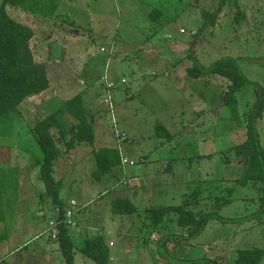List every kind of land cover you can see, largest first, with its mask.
<instances>
[{"label": "rangeland", "instance_id": "1", "mask_svg": "<svg viewBox=\"0 0 264 264\" xmlns=\"http://www.w3.org/2000/svg\"><path fill=\"white\" fill-rule=\"evenodd\" d=\"M3 1L0 0V8ZM116 1L118 6L114 0H63V7L73 15H70L71 19L82 25L80 32L84 36L80 39L84 41L66 43V51L63 47L55 49L56 55L64 62L59 68L66 69L59 72L62 82H58V91L62 92L60 100L53 108L42 106L41 103L34 105L36 99L26 100L20 107L24 119L21 128L19 126L20 134L13 137L0 136V189H3L0 261L13 264L15 261L39 258L45 263L48 256L49 264H66L59 242L51 239L48 234L41 235L50 230L51 218L58 213L47 193L40 167L34 164L35 159L41 158L43 154L31 127L83 89L89 88L94 92V105L90 101L89 106L100 105L101 101L93 114L96 140L91 145H77L70 153H64L54 165V177L61 181L60 199L68 208L71 200L78 203L72 219L77 226L70 229L72 233L78 230L84 232L89 228L96 230V234L101 235L105 241L116 244L113 248L116 259L108 264H236L238 250L264 248V214H258L264 212V183L255 181L243 186L238 182L242 164L231 152L236 144L242 143V138L232 134L242 129L245 134L248 116L256 111L258 86L264 95V0H227L222 7L221 0ZM98 8L100 10L97 11ZM128 8L130 12H126ZM220 8L217 22L205 27L204 13L212 14ZM144 9L160 10L154 25L151 22L144 24ZM6 10L13 19L33 28L37 35L34 48L41 54V60L47 63L46 49L41 43L45 41L47 19L13 5H7ZM66 19L70 18L66 16ZM131 19L135 20L134 25L138 28L159 27L158 37L165 44L160 51L166 56V69L151 61L143 63L142 58L131 57V53L128 58L116 59L122 56L121 47L129 27L127 22ZM180 29L186 33L180 34ZM193 31L199 32V35H192ZM57 33L62 35L64 32ZM169 34L170 38L173 37L171 40L168 39ZM185 38L197 40L198 44L195 48L196 42L192 45L189 43L182 53L177 44L179 39ZM113 39H117L116 47L110 45ZM103 46L108 48L109 58ZM241 52L244 56L237 62V66L250 83L237 93L235 112L224 101L230 82L214 74L206 75L199 83H195L191 100L192 97L187 94L188 86H181L185 67L196 61L202 67H209L222 56L240 55ZM88 66L92 68V73L87 85H83V80H79L85 76L81 70ZM100 73L106 79L119 81L116 82L117 96L115 92L109 98L112 106L107 103L105 106L106 99L98 95L102 87L98 78ZM121 79L127 84L123 85ZM64 81L70 82L71 87ZM64 84L70 88L65 90ZM183 98L186 100L181 102ZM196 103H202L205 108L213 105L215 109L209 117L218 130L209 147L210 155L202 159L195 157L196 153L191 148L196 149L198 140L206 138H172L169 142L166 138L153 136L158 123L164 124L173 135L179 126L188 127L194 120L191 114L189 116L184 112ZM200 121L206 119L201 118ZM257 128L260 144L264 148V112L263 118L258 120ZM123 133L135 141L132 151L127 149L129 143L125 147L124 142L118 140L117 136ZM10 138L21 140L18 142ZM114 141L125 147H121L123 153L135 159V165L125 166L129 169L123 174L116 168L98 181L93 177L97 168L94 151L110 147ZM62 149L64 151L65 147L62 146ZM154 153L173 156L176 173H158L161 168L153 161ZM143 154L150 157L149 162L143 163L144 159L139 161ZM144 175L146 186L123 183L126 178L138 181ZM119 197L134 202L138 213L114 214L112 202ZM221 197L230 201L217 209L216 205L221 203L217 198ZM187 198L192 199V210L212 212L219 218H213L205 230L193 238H188L187 233L177 226L174 216L167 218L156 230L151 227L148 216L150 208L180 205ZM196 198H199L198 203L194 202ZM255 213L257 216L253 217ZM9 228L17 229L19 235L16 241L30 237L27 240L30 241L28 246L14 256L8 253L15 246L3 236ZM152 232L157 233L154 238L157 243L159 236L170 238L159 252L156 251L159 244L155 243V257L148 253L143 244ZM37 235L39 238L35 239ZM84 241L74 239L75 264H97L79 250ZM117 250H124L125 253L122 255ZM139 252L146 254V261L133 258ZM205 257L211 260L203 259Z\"/></svg>", "mask_w": 264, "mask_h": 264}, {"label": "trees", "instance_id": "2", "mask_svg": "<svg viewBox=\"0 0 264 264\" xmlns=\"http://www.w3.org/2000/svg\"><path fill=\"white\" fill-rule=\"evenodd\" d=\"M61 0H53L57 8ZM227 0H221L220 6H225ZM7 5L24 9L41 15L44 19L54 16V10L49 8L46 0H4L0 8V136L13 137L19 135L24 119L21 105L30 97L46 92L51 82L45 64L35 60V53L31 41L36 33L32 27L13 19L7 12ZM222 8L212 14L205 12L203 15L204 26L217 22ZM183 60V59H182ZM238 60L231 56H222L209 67H202L198 61L188 69L189 79L201 80L206 75L214 74L230 82L225 92L224 101L236 111L238 104L237 93L244 90L250 82L237 66ZM103 76L101 77L102 80ZM103 97L107 93L106 84L103 82ZM117 87L113 89L115 92ZM262 88L258 86V100L255 103L256 111L248 116L247 140L234 146L231 152L242 164V173L238 182L246 186L252 182L264 183V148L260 144L261 138L258 132V120L264 112V95ZM107 106L106 104H104ZM71 120V121H70ZM156 136L171 140L174 135L162 123L156 127ZM31 131L39 145L43 156L35 159L34 164L40 167L41 177L45 182L46 190L52 199L55 209L60 210V220L64 219L65 203L60 199L59 191L61 181L54 177L55 162L70 153L77 145L95 142V128L91 119V113L83 93L70 98L53 113L38 121ZM21 140V139H20ZM62 146L65 147L63 151ZM97 168L93 177L101 181L103 177L121 166L120 152L115 147H101L94 151ZM1 183V179H0ZM232 190V189H231ZM230 190V192H231ZM3 189H0V210ZM221 208L230 200L225 197L217 198ZM264 199V197H263ZM199 202V198L194 202ZM192 199L187 198L183 204L152 207L148 210L151 227L155 230L157 226L166 221L167 218L175 217L177 226L187 233L188 238L199 235L213 219L219 218L212 212L192 210ZM114 214L133 215L138 213L134 202L128 198H116L112 202ZM264 214L259 212L258 214ZM257 214L253 217H256ZM1 218V216H0ZM61 225L59 229V240L61 251L66 264H75V246L70 237L69 228ZM74 228V227H72ZM164 238V236H162ZM170 238H164L161 246L166 245ZM167 240V241H166ZM81 253L97 264H108L110 261L109 246L101 235L87 238L80 248ZM236 264H262L264 262V248L253 247L251 249L238 250ZM208 260V257L203 258ZM211 260V259H209ZM193 262V261H192ZM3 264V261L0 262Z\"/></svg>", "mask_w": 264, "mask_h": 264}, {"label": "crops", "instance_id": "3", "mask_svg": "<svg viewBox=\"0 0 264 264\" xmlns=\"http://www.w3.org/2000/svg\"><path fill=\"white\" fill-rule=\"evenodd\" d=\"M46 1H47V4L50 6L49 8L54 10V16L53 17L49 16L46 18L47 23H46V29H45V34H44L45 35V37H44L45 41L41 42V43H43V45L45 46V49H46L47 63H45L44 61L41 60V58H40L41 54L38 53L37 50L34 48V46H35L34 43H35V39H36L37 35H35L34 39L31 41V46H32L34 53H35L36 62L46 65L49 80L51 82V86L46 92H44L40 95L30 97L29 100H31V99L35 100L36 99V100H39L40 102L39 101L37 102L35 100L33 102L34 105H39V103H41L42 106L45 105V107H47V108H53L55 106L56 102L58 100H60V96L62 94V92L58 91V89L60 88L58 82L59 81L61 82V79L59 77L60 76L59 72L62 70L63 71L66 70V69H60L59 68V67L63 66L64 62L60 56L56 55V52L59 49V47L60 48L63 47L64 50L66 51V48L68 47L66 43H68V44L69 43H75V42L80 43L81 41H84V39H80V38H82V36H84V33L80 32L83 29L82 27H80L82 25L78 24L76 20L71 19V16H73L72 13L63 7V0H61L59 2V4L57 5L58 6L57 8L54 6L53 0H46ZM114 1H115L116 6H118L117 1L116 0H114ZM98 10H100V9L98 8L97 11ZM126 12H130V8H128V10H126ZM142 12L146 18V21L144 22V24L151 22L154 25V23L158 21V19H156V18H157V16H159L160 10L153 9V10L149 11L148 9H144V10H142ZM66 16H68L70 19H66ZM134 22H135L134 19H131L130 21L127 22L129 27L127 29V33H125V39L126 40H124L122 47H121L122 56L116 57V59L117 60H119V59L123 60L125 58H128V55L131 53V57H134L137 59L142 58L143 63H146V61L149 63L151 61V62H154L155 64H158L159 66H161L162 69H166V66H165L166 56H164V54H162V52L160 51V49L163 48L165 46V44L158 37L159 27H157V28L153 27L152 29H150L148 27H146L145 29L144 28H138L137 26L134 25ZM67 25L69 28H67ZM61 26H62L63 30L61 29ZM76 30H77V32H75ZM182 30H184V29H180L179 33L185 34L186 33L185 30H184V33L181 32ZM58 31H63L64 33L62 35H60L57 33ZM87 32H92V31L88 30ZM194 33L199 35V32H197V31H193L192 35ZM170 36H171V34L168 35L169 40H171L173 38V37L170 38ZM197 37H195V38L197 39ZM52 38L55 39L57 42H54V40H52ZM156 38H158L159 40H156ZM116 41H117V39H113L112 41H110L111 42L110 45H112L113 47H116L117 46ZM193 42H196L195 43V48H196L198 41L197 40L194 41V40H191L188 38L179 39L177 46H178V48L182 49V53H183V49L185 47H187V45L189 43L192 45ZM104 47L106 48V46H103L102 48H104ZM148 48H152V49H148ZM153 48H155V49H153ZM55 49H57V50H55ZM106 49L107 50L104 51V53H106L108 55V58H109L108 48H106ZM115 50H116V48H115ZM50 51H53V52L50 54ZM227 56L234 57L238 61H240L242 59V57L244 56V53L241 52L240 55H227ZM136 62H138V61H136ZM189 67H185V69H184L183 78H182L183 81H182L181 86H183V87L188 86V93L187 94H189V97H192L191 98V100H192L194 97L193 96L194 94H192V88L194 87L195 83L196 82L199 83L198 81H200V80H192V79L188 78L187 72H188ZM91 69L92 68L90 66H88L84 70H81V72H83L85 75L84 77H81L79 79V80H83V85H85V84L87 85V80L89 79L88 77H90V75L92 73ZM103 73H100L98 76V78L100 80V84L102 86L100 89V92L98 94L100 96V98L103 96L102 95V93H103V84H102L103 81L101 80ZM112 76H114L113 72H112ZM79 80L77 81L78 84H79ZM121 80H122V83H124L123 85L127 84V82L124 79H121ZM101 81H102V83H101ZM112 81H114V83L116 84V87H117L116 82H119V81L118 80H112ZM64 83L70 84V82H67V81H64ZM71 85L72 84H70V87H71ZM63 87L65 88V90H68L70 88L69 86H66L65 84ZM81 92L85 96L87 106L89 107V110L91 113V119H92V122L94 125L95 124V117L93 114H94V111L97 108H99V106L101 105V101H100V105H96L95 107L89 106L88 102H90V101L92 102V105H94V92L90 91L89 88L88 89L85 88ZM81 92L79 94H81ZM116 96H117V92H116ZM196 97H197V95H196ZM185 100L186 99L183 98V99H181V102H183ZM57 108H59V107H57ZM56 109H54V111ZM214 109L215 108H213V105L205 108L202 105V103H196V104L190 105L189 109L186 110L184 113H186L189 116L191 114V118L194 121L197 119L196 124L193 121L191 124H189L188 127L179 126V128H177L178 131L176 132V134H174V138H206L205 140L204 139L198 140V146H196V149H194L193 147L191 148L196 153L195 157H201V159L210 155V151H209L210 148L209 147H210V144L212 143V138H214L218 132V130H216L214 128V124L211 123L213 121V119H211L209 117V115L211 114V112L214 111ZM201 118L206 119V121H200ZM261 118H263V116ZM243 126H245V124ZM187 133H189V135H187ZM185 135H187V136H185ZM232 135L235 137L237 136L239 138H242V140H241L242 143H244L247 140V131L244 134V129L239 130L238 132H236V134L234 133ZM153 136L155 138H158L156 136V133ZM10 139H13L14 141H18V142L20 140V138H10ZM159 139H161V138H159ZM95 140H96V138H95ZM130 140L131 139L128 138L127 142L125 143V147L129 143L130 147H128L127 149L132 151L131 148H133L134 145H136V144H135V141L131 140V142H130ZM239 144H241V143H239ZM239 144H236V145H239ZM82 145H80L79 147H82ZM110 147L116 148L117 147L116 141H114V145H112ZM125 147H123V149H125ZM92 151H94V150H92ZM154 154H153V158H154L153 161L155 162L156 166H159L161 168L160 170H158V173H160V174H162L164 172H169L170 174L176 173V172H174V166H173L174 157L173 156H171V155L168 156L167 153L166 154H164V153L163 154H157L156 153L155 155ZM127 157H128V155H127ZM94 158H95V156H94ZM128 158L135 160L131 157H128ZM140 159L145 160V162H143V163H147L150 161V157L146 154L141 155L139 157V161H140ZM63 165H65V164H63ZM128 167H132V166H128ZM128 167L125 169L124 168L122 169V167L120 166L119 169L122 171V174H123V173H127V170L129 169ZM143 178H145V180ZM143 178L139 179L138 181L134 180V178H131V177L126 178V179L128 181H131V183H130L131 186H136V185L137 186H146V184H147L146 176L144 175ZM157 180H159V179L157 178ZM65 207L68 208L66 205H65ZM55 211L57 212V210H55ZM55 217H56V215L53 216L51 219H54ZM70 229H72V228H69V231H70V237H71L75 247H76V244L74 242V239H76L77 241H79L81 239L86 240L87 238H91V237H94V235L95 236L97 235L96 230L89 229V228L85 229L84 232L78 230L76 232L73 231V233H72V230H70ZM45 233H46V231H44V233H42L41 235L44 236ZM156 234L157 233L152 232L151 235L149 237L145 238V240L143 241L144 247L148 250V253L154 254V257L157 256L154 252L155 245L159 244V248H156L157 249L156 251L159 252L161 249V242L164 240V238L162 236H159L158 237L159 240H157L159 242L157 243L156 240L154 239L156 237ZM18 235H19V233H17L16 228L15 229L11 228L8 232L3 233V236H6L8 241H10L11 245L15 246V247L10 248L11 251L8 253L10 256H14L22 248L28 246V244L30 242V241H27L30 237H28V239H26L24 241H18V240L16 241V238L18 237ZM38 236L39 235H37L35 237V239L39 238ZM31 240H33V237H31ZM106 243L109 246L110 261L113 262L116 259L115 252L113 250V248H115L116 244H113V242H108V241H106ZM111 243H112V245H111ZM81 247H79V250ZM116 252L122 253V255L125 253L124 250H117ZM75 256H76V253H75ZM133 258L136 259V261H138V260L146 261L147 260V256L143 252H139ZM47 259H48V256H46V262L45 263L42 259L34 258V259L29 260V261H25V260L15 261L13 264H49V261H47ZM192 260H194V259H192ZM2 261H4V260H1L0 262H2Z\"/></svg>", "mask_w": 264, "mask_h": 264}, {"label": "built area", "instance_id": "4", "mask_svg": "<svg viewBox=\"0 0 264 264\" xmlns=\"http://www.w3.org/2000/svg\"><path fill=\"white\" fill-rule=\"evenodd\" d=\"M181 32L184 33V30H182ZM111 80L104 78V76L102 78V81L106 84V87H107V93L104 96V98L106 99L107 102L104 101V103L105 104L107 103L110 106H112V103L109 102V98H112V95H114L113 89L116 87V84L114 82H112ZM115 136H116V133H115ZM117 137H118V140L124 142V144L128 140L126 134H124V133L123 134H119ZM119 144L117 143L116 149L119 150V152H120L122 169L123 168L125 169L126 168L125 166H128V165H130V166L135 165V161L134 160H130L127 156H125V154H123V149H121V147H123V146H121V143H119ZM123 183L124 184H130L131 181H128L127 179H125L123 181ZM77 206H78L77 201L76 200H72L71 203H70V207L66 208L65 211H64V214H63L64 219L63 220H60V215H61L60 214V210L57 209L58 215L54 219H52L51 223H49L50 230L49 229H48L49 231L47 230L49 233L46 231L45 234H48L49 237L51 239H53V240H59V234H60L59 229H61L60 228L61 225H64L67 228L76 227V223L72 219H73V216H74V208L77 207ZM111 245H112V243H111Z\"/></svg>", "mask_w": 264, "mask_h": 264}, {"label": "bare ground", "instance_id": "5", "mask_svg": "<svg viewBox=\"0 0 264 264\" xmlns=\"http://www.w3.org/2000/svg\"><path fill=\"white\" fill-rule=\"evenodd\" d=\"M72 201V200H71ZM71 203V202H70Z\"/></svg>", "mask_w": 264, "mask_h": 264}]
</instances>
